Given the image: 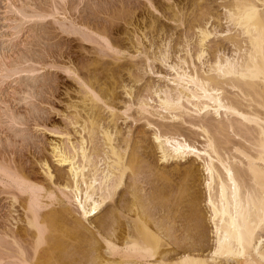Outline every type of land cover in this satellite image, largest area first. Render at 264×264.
Here are the masks:
<instances>
[{"label": "bare ground", "instance_id": "6f19581e", "mask_svg": "<svg viewBox=\"0 0 264 264\" xmlns=\"http://www.w3.org/2000/svg\"><path fill=\"white\" fill-rule=\"evenodd\" d=\"M207 1L160 5L180 27L184 54L176 50L174 62L172 34L160 43L149 38L166 26L153 1L142 27L123 20L132 26L131 32L124 26L126 33L118 28L123 38H110L118 33L113 24L110 31L60 23L93 44L94 72L81 76L65 67L78 87L68 106L70 129L51 148L57 176L45 158L44 179L0 158V184L13 202L20 200L24 223L0 234V264H264V0H221V13ZM137 56L147 67L167 65L166 84L134 92L145 71ZM106 57L115 64L104 65L109 83L96 72ZM117 87L131 99L122 113L135 105L152 130L158 160L175 166L156 167L144 133L121 136ZM186 158L198 165L178 167Z\"/></svg>", "mask_w": 264, "mask_h": 264}, {"label": "rangeland", "instance_id": "374dc122", "mask_svg": "<svg viewBox=\"0 0 264 264\" xmlns=\"http://www.w3.org/2000/svg\"><path fill=\"white\" fill-rule=\"evenodd\" d=\"M150 1H153L152 3L156 4V6L159 4V12L149 8V0H0L1 159L6 157L4 160L7 159L8 162L11 160L12 164L16 161V164L24 167L31 175L44 179L42 168H40V161L45 158L54 175H58L57 170H59V165L56 164L51 156V148L53 144L61 142L65 137V132L70 129L67 124L68 106L75 99L77 95L75 90L78 87L77 82L73 80V74L67 73L68 71L65 70V67H75L74 69L79 75L81 72V76L84 73L90 74V72H94L93 64L94 59L97 57V54L94 52L95 49L92 48L93 44L79 39L80 36L77 33L67 34V31L63 30L64 28L60 26V23H66L65 26H69L70 20H73L75 23L88 24L89 26H107L110 31L113 24L114 26L117 25V29H123L121 31L126 33L127 29L128 31L130 30L129 32L132 30V26H128V22L130 21L127 22V19L132 22L134 21L135 24L137 23V26L140 25L139 27H142L144 24L141 22L142 16V21L144 22L145 19V22H147L150 19V11H154L153 13L158 15V22L166 25L165 27L163 26L165 34L156 35L157 33L153 31V38L151 36L152 33L149 38L160 43L159 38L162 42V38H165L166 33L168 35L172 34L171 37H168L172 39H169L171 41V50H173L171 55L176 50V55L184 54V51L181 50V45H177L181 41L180 27L177 28L176 22L168 16L172 10L170 9L165 12L160 6L162 2L166 3L165 1H169L173 3L177 2V0ZM207 2L214 12H222L221 7L218 6L221 0H208ZM53 7L55 8L54 12L57 13H53ZM40 13L43 16L36 15ZM57 19H60V22ZM124 26L128 27L126 31ZM226 26L227 24L223 23L222 27L218 26V30L221 28L225 29ZM120 30H117L118 33L111 31L110 34L112 36L108 35L110 38L125 37V34L121 33ZM115 34H118V36ZM148 36L149 34H147V38ZM216 39L214 38L213 40ZM143 41L146 45L150 44L147 39H143ZM225 46L228 50L225 49V52H230L227 44ZM153 50L154 47L149 49L150 52ZM176 55L172 56L173 62L176 59ZM136 58L138 64L140 65L141 63V67L145 71L143 69L140 70L141 72L139 73L142 74L140 75L142 76L141 82L139 81L138 84H135L134 92L138 93L139 89L140 93L147 94L145 90L141 92V89L145 88L144 86L148 84L163 86L166 84L165 79H162L161 76H169L168 73L172 72L167 65L155 61L150 67H147L141 62L142 56H137ZM103 59V62H107V60L108 62L102 64V67L107 64L108 68H114L115 64L111 63L110 57ZM121 61L123 63L131 62L128 58H123ZM102 67L96 71L97 77H104L103 79L105 80H102L106 83L112 82L114 79L109 78L107 75L111 71L107 70L108 68L105 66ZM90 69L91 71L88 72ZM99 73L101 76H99ZM123 77L125 76L123 75ZM99 83H102V81L100 80ZM116 90L117 94L115 96H117L116 99L114 98V103L119 110L116 116V125L121 131V136L129 135L133 140H136L139 135H143L144 133V137H146L148 143L145 140L146 142L143 144H149V146L147 145L148 151H146V148L145 151L148 153V157L151 160L153 159L156 167L170 169L175 166V161L163 163L158 160L159 152L152 146L153 144L150 139L151 128L147 126L144 119L139 118L135 111V105L126 114L122 113L124 105L131 99L125 95L122 88ZM136 93L134 95H137ZM153 97L154 95H152ZM133 99L136 101L135 98ZM151 103L155 104L154 101H151ZM100 111L101 115L105 116V119H108L106 109H101ZM75 136L72 133V137L74 138ZM132 138L131 141H133ZM150 147H153V149L150 150ZM191 160L193 159L186 158V160H181L177 166L182 167L183 165H187ZM194 164L198 165V161L195 160ZM60 169L64 171L66 168ZM200 187L202 188V186ZM17 200L13 202L8 189L0 184V234L2 231L10 228L19 230L24 225L23 210L20 204H18L20 200ZM108 207L110 205L104 207L100 214L102 215Z\"/></svg>", "mask_w": 264, "mask_h": 264}]
</instances>
